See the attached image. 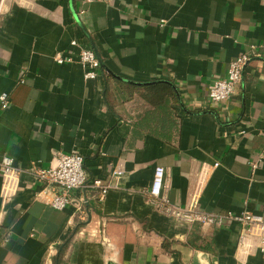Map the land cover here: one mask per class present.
Returning a JSON list of instances; mask_svg holds the SVG:
<instances>
[{
  "label": "crops",
  "instance_id": "obj_1",
  "mask_svg": "<svg viewBox=\"0 0 264 264\" xmlns=\"http://www.w3.org/2000/svg\"><path fill=\"white\" fill-rule=\"evenodd\" d=\"M0 1V96L10 101L0 103V154L30 169L76 151L87 175L59 210L27 174L5 196L0 174V264H264L240 247L233 220L182 223L149 195L162 166L177 206L264 210V55L251 52L264 43V0ZM73 40L97 49L107 69L95 79L54 60L77 56ZM243 54L252 61L235 94L210 103V86ZM158 81L177 100L152 104L123 84ZM109 164L123 175L103 174Z\"/></svg>",
  "mask_w": 264,
  "mask_h": 264
},
{
  "label": "built area",
  "instance_id": "obj_2",
  "mask_svg": "<svg viewBox=\"0 0 264 264\" xmlns=\"http://www.w3.org/2000/svg\"><path fill=\"white\" fill-rule=\"evenodd\" d=\"M83 4L96 1L107 2L109 0H79ZM2 1H0V5ZM85 11L84 7L81 12ZM1 13V8H0ZM72 46L78 47L79 51L76 57L64 56L62 52H57L54 60L58 64L65 62H76L83 68V75L86 80H93L99 75L100 64L94 50L88 46H82L77 40L71 42ZM263 51L264 43L260 42L251 46V52ZM252 61L250 55L243 54L233 58L227 67L226 75L222 76L210 86L208 99L212 104H220L229 100L241 84L245 70ZM2 107H8L10 101L6 95L0 96ZM218 166V165H216ZM257 164H253L255 169ZM123 168L120 164H109L102 168V173H108L116 176L123 175ZM0 174L3 178V193L5 196L10 191L15 190L21 181L22 175L27 174L44 185V200L52 207L62 210L68 204L73 203L71 194L74 190L83 188L87 184V175L85 170V160L82 154L72 151L65 152L61 149L54 151V157L49 166L36 164L33 168L24 169L18 166L14 158L8 155L0 154ZM166 171L164 167L158 166L154 170L149 195L152 205L162 210L167 216L179 222L192 224H214L221 226L225 219H231L240 228V247L253 249L264 254V210L261 213H255L249 209V200H244L243 209L240 213H218L197 211L195 209L182 208L175 205L170 198L163 193ZM95 187L103 188L106 192L104 183L95 179ZM82 202V199L79 201ZM77 204L76 208L80 209ZM5 239H3L4 241Z\"/></svg>",
  "mask_w": 264,
  "mask_h": 264
},
{
  "label": "trees",
  "instance_id": "obj_3",
  "mask_svg": "<svg viewBox=\"0 0 264 264\" xmlns=\"http://www.w3.org/2000/svg\"><path fill=\"white\" fill-rule=\"evenodd\" d=\"M124 86L130 90L143 91L145 98L152 104L161 103L166 96H171L177 100L176 90L173 85L167 81H158L144 86H137L124 83ZM8 229L0 225V243L7 237Z\"/></svg>",
  "mask_w": 264,
  "mask_h": 264
},
{
  "label": "water",
  "instance_id": "obj_4",
  "mask_svg": "<svg viewBox=\"0 0 264 264\" xmlns=\"http://www.w3.org/2000/svg\"><path fill=\"white\" fill-rule=\"evenodd\" d=\"M72 2H73V0H72ZM92 49L94 50V52H95V54L97 56V59H98L99 64H100V67L107 69V67L105 66V64H104L103 60L101 59V57H100L97 49L95 48V46L92 45Z\"/></svg>",
  "mask_w": 264,
  "mask_h": 264
}]
</instances>
